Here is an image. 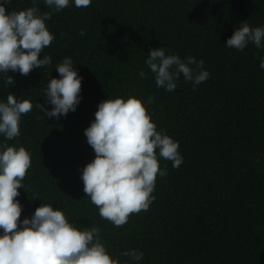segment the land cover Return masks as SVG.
<instances>
[{
	"label": "trees",
	"instance_id": "trees-1",
	"mask_svg": "<svg viewBox=\"0 0 264 264\" xmlns=\"http://www.w3.org/2000/svg\"><path fill=\"white\" fill-rule=\"evenodd\" d=\"M4 6L8 13L50 12L45 24L55 37L39 57L50 56L51 65L27 76L9 70L15 83L8 86L0 73V103L13 94L33 105L21 116L20 136L0 134V152L6 145L31 155L16 198L21 222L51 205L78 230L101 229L119 264H264V47H226L240 24L264 28V0H92L87 8L69 0L58 12L45 0ZM157 48L203 60L209 79L194 86L181 74L174 91L158 88L145 64ZM65 58L82 77L81 100L75 112L49 118L37 105L52 110L47 84L61 78L56 67ZM129 97L142 102L157 131L179 143L183 162L173 168L157 152L167 175L157 177L154 201L116 227L83 191L82 170L95 159L84 131L101 102ZM131 250L142 260L121 255Z\"/></svg>",
	"mask_w": 264,
	"mask_h": 264
},
{
	"label": "clouds",
	"instance_id": "clouds-1",
	"mask_svg": "<svg viewBox=\"0 0 264 264\" xmlns=\"http://www.w3.org/2000/svg\"><path fill=\"white\" fill-rule=\"evenodd\" d=\"M10 2L0 3V73L6 74L5 86L15 83L7 76L9 70L27 76L33 69L51 65L50 56L39 57L55 39L45 24L51 19L50 12L41 15L38 8L32 7L8 13L4 3ZM91 3L74 0L77 8L90 7ZM45 4L58 12L69 7V0H45ZM80 35H85L83 30ZM262 41L264 28H251L244 22L227 40L226 47L242 52L249 42L258 49L264 47ZM145 64L155 74L156 86L168 92L176 89L175 81L181 74L194 86L210 77L203 60L191 56L181 60L178 55H166L163 48L150 50ZM260 68L264 69V59L260 60ZM56 71L61 78L51 79L45 93L52 110L39 103L37 107L47 117L59 119L75 112L80 103L82 77L73 68L71 58L58 64ZM139 75L145 77L144 71ZM32 108L29 100L18 102L15 95L9 94L7 102L0 103V134L7 140L20 136L21 116ZM84 135L95 159L82 170L83 191L98 208L100 217L116 227L125 225L130 215L147 211L154 201L157 177L167 175V167L162 170L159 166L158 155L171 161L173 168L183 162L179 143L157 131L142 102L134 97L101 102ZM30 167L31 155L24 147L5 145L0 152V264H119L101 242V229L78 230L51 205L43 204L31 219L20 221L22 205L16 198ZM121 255L137 262L143 258V253L136 250Z\"/></svg>",
	"mask_w": 264,
	"mask_h": 264
}]
</instances>
